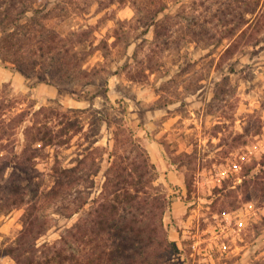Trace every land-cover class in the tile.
<instances>
[{"label":"rangeland","instance_id":"1","mask_svg":"<svg viewBox=\"0 0 264 264\" xmlns=\"http://www.w3.org/2000/svg\"><path fill=\"white\" fill-rule=\"evenodd\" d=\"M53 3L36 22L63 34L81 25L89 28L92 47L108 42L107 52H90L91 47L83 52L84 65L107 78L108 90L107 96H72L19 72L18 79L0 81L4 118L34 103V110L41 108L37 116L56 133L54 143L34 159L39 204L48 221L42 240L59 238L81 218L82 210L67 215L83 199L87 209L100 196L109 166L128 164L144 150L148 191L173 200L164 224L180 249L174 259L264 264V29L255 34L258 43L248 23L226 35L234 25L208 23L210 8L203 0H168L163 9L168 17L162 21L161 13L146 33L128 0H74L66 15L49 9ZM32 22L0 35L1 66L14 65L25 37L24 42L34 40L38 25ZM205 27L215 36L208 37ZM99 80L86 87L93 90ZM65 115L74 123L69 131L62 123ZM30 121L31 115L12 135L10 147L25 145L23 127ZM135 160L141 162L139 155ZM55 167L71 170V176L60 179L63 187L56 184L57 193L52 191ZM23 211L17 206L0 215V244L15 238ZM1 262L14 264L9 255Z\"/></svg>","mask_w":264,"mask_h":264},{"label":"trees","instance_id":"2","mask_svg":"<svg viewBox=\"0 0 264 264\" xmlns=\"http://www.w3.org/2000/svg\"><path fill=\"white\" fill-rule=\"evenodd\" d=\"M89 3L93 0H81ZM96 1V0H94ZM113 3L114 0H99ZM125 2L127 0H117ZM137 10L136 20L144 23L148 29L164 15L168 0H128ZM54 2V3H53ZM74 0H0V35L18 29L25 20L38 25V33L32 42L25 37L15 54L14 65L5 67L21 73L26 79L37 77L38 81L55 85L61 92L80 97L90 95L107 96V78L99 74L95 67L84 65L85 54L97 48L106 51V40L92 47L88 37V27L79 26L75 31L62 32L47 28L44 23L36 22L40 12L53 3L49 9L59 8L68 11V3ZM207 2L210 18L220 26L234 25L228 34H236L245 24H249L254 43L260 40L255 36L264 29V0H203ZM48 8L46 11H48ZM31 14H27L28 12ZM45 16L48 12H45ZM170 17V16H169ZM202 26V25H201ZM242 29L243 37L248 28ZM168 28V27H167ZM208 37L215 36L210 28L205 27ZM172 29L168 28L167 32ZM234 31V32H233ZM213 33V34H210ZM29 37V36H27ZM128 43V41H127ZM126 43V44H127ZM20 50V51H19ZM107 52V51H106ZM116 71H109L114 74ZM100 78L93 90L86 87L89 82ZM84 80V81H83ZM34 103L6 119L0 114V215L8 213L17 206H24L21 227L10 244H0V264L4 255L13 258L14 264H184L173 257L180 249L170 237L169 227L164 224L165 213L172 208V197L166 193L148 191L144 178L149 165L144 150L132 157L128 164H113L107 169L100 196L93 200L86 209V200L71 209L68 218L82 210V216L67 227L59 238L50 241L42 236L48 228V221L39 204L40 182L35 157L41 148L54 143V128L38 117L39 110H34ZM31 115L29 124L23 132L27 138L25 145L12 146V135ZM64 129L69 131L74 125L69 115H65ZM61 123V122H60ZM41 146H32L38 144ZM126 155V158H130ZM146 167V168H145ZM57 182L52 191L57 193L63 187L61 177L71 176L68 168H54ZM60 176V177H59ZM253 181L258 184L256 179ZM56 184H60L58 187ZM51 191V192H52Z\"/></svg>","mask_w":264,"mask_h":264},{"label":"crops","instance_id":"3","mask_svg":"<svg viewBox=\"0 0 264 264\" xmlns=\"http://www.w3.org/2000/svg\"><path fill=\"white\" fill-rule=\"evenodd\" d=\"M16 73L18 72L10 70L9 68H5L4 66L0 65V81L14 80L13 77H16L18 79L19 77L15 75Z\"/></svg>","mask_w":264,"mask_h":264}]
</instances>
